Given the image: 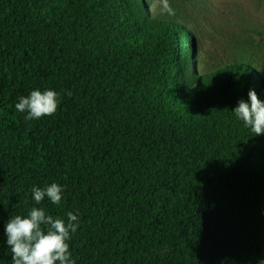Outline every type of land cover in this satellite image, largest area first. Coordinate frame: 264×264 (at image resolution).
Returning a JSON list of instances; mask_svg holds the SVG:
<instances>
[{"label":"trees","instance_id":"obj_1","mask_svg":"<svg viewBox=\"0 0 264 264\" xmlns=\"http://www.w3.org/2000/svg\"><path fill=\"white\" fill-rule=\"evenodd\" d=\"M195 43L147 0H0V264L32 207L78 214L75 264L264 261V134L232 111L264 101V75L251 58L199 73ZM35 89L60 103L25 126ZM51 183L61 203L37 205Z\"/></svg>","mask_w":264,"mask_h":264},{"label":"clouds","instance_id":"obj_2","mask_svg":"<svg viewBox=\"0 0 264 264\" xmlns=\"http://www.w3.org/2000/svg\"><path fill=\"white\" fill-rule=\"evenodd\" d=\"M159 6L161 14L175 15L169 0H160ZM65 94L71 96V90H65ZM248 98L247 102L239 100L232 111L254 136L264 134V101L252 89L248 91ZM59 103V93L55 90L35 89L29 95L19 97L15 109L26 113L25 120H37L54 115ZM63 191V186L57 183L44 188L33 186L32 200L39 205L47 198L52 204L59 205ZM78 225V214L68 212L65 220L48 214L43 207H32L25 216L9 218L4 229L6 243L12 253V264H75L68 241ZM259 264H264V261Z\"/></svg>","mask_w":264,"mask_h":264},{"label":"rangeland","instance_id":"obj_3","mask_svg":"<svg viewBox=\"0 0 264 264\" xmlns=\"http://www.w3.org/2000/svg\"><path fill=\"white\" fill-rule=\"evenodd\" d=\"M152 15L161 14L160 0H147ZM177 20L195 37L196 69L215 70L236 59L251 58L264 75V0H169ZM25 126L29 122L21 118ZM167 247L152 248L164 255Z\"/></svg>","mask_w":264,"mask_h":264}]
</instances>
